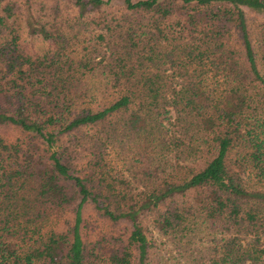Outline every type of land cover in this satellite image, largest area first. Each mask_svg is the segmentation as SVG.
<instances>
[{
    "label": "trees",
    "instance_id": "16d2710c",
    "mask_svg": "<svg viewBox=\"0 0 264 264\" xmlns=\"http://www.w3.org/2000/svg\"><path fill=\"white\" fill-rule=\"evenodd\" d=\"M0 264H264V0H0Z\"/></svg>",
    "mask_w": 264,
    "mask_h": 264
},
{
    "label": "rangeland",
    "instance_id": "374dc122",
    "mask_svg": "<svg viewBox=\"0 0 264 264\" xmlns=\"http://www.w3.org/2000/svg\"><path fill=\"white\" fill-rule=\"evenodd\" d=\"M250 21V20H249ZM23 41H25L26 48L28 50H38L43 46V42L37 38V37H29L25 33V31L22 34ZM94 231L99 230L101 226L104 225L103 219L100 217L99 220H94ZM93 231V232H94ZM158 236L156 237V252L159 254V258H165V257H172L178 258L179 260H183V258H187L190 255H188V252L192 255L197 249H201L202 247H206L208 243H210V237L204 232L200 231L197 232L194 236L190 238L189 245L190 249L186 250L185 245L177 244V246H173L172 243L165 241L164 243H157ZM182 250L181 252H178Z\"/></svg>",
    "mask_w": 264,
    "mask_h": 264
}]
</instances>
